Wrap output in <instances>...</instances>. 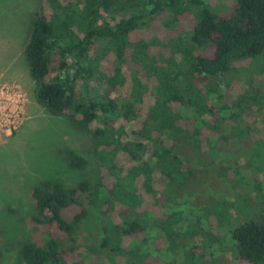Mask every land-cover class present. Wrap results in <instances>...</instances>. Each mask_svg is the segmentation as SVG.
<instances>
[{
    "label": "trees",
    "instance_id": "1",
    "mask_svg": "<svg viewBox=\"0 0 264 264\" xmlns=\"http://www.w3.org/2000/svg\"><path fill=\"white\" fill-rule=\"evenodd\" d=\"M231 1L220 13L209 0H39L22 53L32 99L88 136L99 176L66 187L39 169L28 218L47 239L18 242L16 264H212L199 237L213 231L182 230L173 204L206 168L201 154L247 137L253 112L264 123V0ZM65 165L87 160L66 149ZM84 198L101 234L80 254L61 242L87 216ZM230 236L240 263L264 264V215Z\"/></svg>",
    "mask_w": 264,
    "mask_h": 264
},
{
    "label": "rangeland",
    "instance_id": "2",
    "mask_svg": "<svg viewBox=\"0 0 264 264\" xmlns=\"http://www.w3.org/2000/svg\"><path fill=\"white\" fill-rule=\"evenodd\" d=\"M209 2L220 13L232 6L231 0ZM38 5L39 0H0L1 264H16L18 242L30 238L42 244L47 239L45 228L28 218L32 215L31 185L33 180L43 179L40 168L49 171L52 177L60 175L58 178L66 187L82 179L95 185L99 176L98 159L88 136L72 128L66 120L48 116L32 99L33 83L22 53L29 19ZM257 77L264 85V72ZM229 112L236 110L231 108L224 115ZM261 115L255 112L249 115L254 124L248 128L247 137L235 135L219 140L214 150L205 156L201 154V163L204 162L206 168L182 186L173 204V211L181 217L182 230L196 225L204 231H213V237L208 234L205 238L199 237L203 245L199 250L203 249L212 264H242L236 256L230 232L239 223L259 222L264 215V123ZM253 130L259 143L251 137ZM229 134L230 131H222V135ZM66 149L75 150L87 160L84 169L71 172L65 167ZM83 202L87 216L74 240L61 242L62 247H79L80 254H85L86 249L97 250L101 234L98 212L86 198ZM225 202L230 206L223 211ZM77 211L78 208H71L69 212ZM218 221L223 223L220 225Z\"/></svg>",
    "mask_w": 264,
    "mask_h": 264
}]
</instances>
